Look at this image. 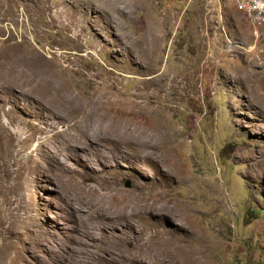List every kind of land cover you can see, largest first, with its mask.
Here are the masks:
<instances>
[{
	"label": "rangeland",
	"instance_id": "obj_1",
	"mask_svg": "<svg viewBox=\"0 0 264 264\" xmlns=\"http://www.w3.org/2000/svg\"><path fill=\"white\" fill-rule=\"evenodd\" d=\"M0 264H264V27L0 0Z\"/></svg>",
	"mask_w": 264,
	"mask_h": 264
},
{
	"label": "built area",
	"instance_id": "obj_2",
	"mask_svg": "<svg viewBox=\"0 0 264 264\" xmlns=\"http://www.w3.org/2000/svg\"><path fill=\"white\" fill-rule=\"evenodd\" d=\"M234 3L253 26L264 27V0H234Z\"/></svg>",
	"mask_w": 264,
	"mask_h": 264
},
{
	"label": "bare ground",
	"instance_id": "obj_3",
	"mask_svg": "<svg viewBox=\"0 0 264 264\" xmlns=\"http://www.w3.org/2000/svg\"><path fill=\"white\" fill-rule=\"evenodd\" d=\"M118 8H119V7H118ZM134 9H136V7H135ZM121 11H122V9H121ZM26 73H27V72H26ZM22 74H23V70L20 71V74H19V75L21 76ZM26 76H27V75H26ZM21 77H22V76H21ZM16 80H17V79H16ZM21 84H23V83H21ZM54 93H56V92H54ZM84 100H85V99H84ZM88 101H89V100H88ZM74 104H75V103H74ZM97 104H98V102H97ZM97 104H96V105H97ZM90 105H91V104H90ZM83 106H84V105H83ZM83 106H82V107H83ZM90 107H91V106H90ZM70 108H71V107H70ZM91 108H93V107H91ZM99 108H100V107H99ZM66 109H67V108H66ZM70 110L73 111V107H72ZM82 110H83V109H82ZM96 110H97V109H96ZM76 111H77V110H76ZM60 112H61V111H60ZM61 113H62V112H61ZM67 113H68V112H67ZM71 113H72V112H71ZM75 113H76V112H75ZM77 113H79V111H78ZM62 114H63V113H62ZM105 117H106V116H105ZM92 119H93V118H92ZM94 119H95V118H94ZM109 119H110V117H109ZM107 120H108V119H107ZM92 123H93V122H92ZM94 123H95V122H94ZM98 123H99V122H98ZM101 123H103V121H101ZM95 124H96V123H95ZM114 125H115V124H114ZM119 125H120V124H119ZM119 125L116 124V127H119ZM82 127H83V123H82V126L79 125V128H80L81 131H82ZM92 127H93V126H92ZM92 127H91V128H92ZM93 129H94V128H93ZM127 129H128V128H127ZM95 130H96V129H95ZM104 130H105V129H104ZM131 130H132V129H131ZM159 130H160V129H159ZM161 130H162V129H161ZM83 131H85V130H83ZM83 131H82V132H83ZM100 131H101V130H100ZM128 131H129V130H128ZM134 131H135V130H134ZM162 131H164V129H163ZM91 132H92V131H91ZM137 132H138V131H137ZM144 132H145V131H144ZM87 133H88V132H87ZM94 133H95V132H94ZM114 133H115V131L113 130L112 133H111V135H109V137H113V136H115ZM147 133H148V132H147ZM159 133H160V132H159ZM159 133H158V134H159ZM162 133H165V132H162ZM162 133H161V134H162ZM142 134H143V133H142ZM145 134H146V133H145ZM145 134H144V135H145ZM134 136H135V134H134ZM142 136H143V135H142ZM161 136H162V135H161ZM135 137H136V136H135ZM137 137H138V136H137ZM137 137H136L137 141H138V139H141V138H137ZM132 138H133V137H132ZM164 138H165V137H164ZM136 139H135V140H136ZM140 141H141V140H140ZM143 145H144V144H143ZM143 156H144V155H143ZM142 205H143V204H142ZM159 209H160V208H159ZM176 209H177V208H176ZM176 209H174L173 204L170 205V204L167 203V204H165V205H162V210H161V211H164V212H165V211H166V212H172V213L177 214L178 211H176ZM171 237H172V236H171ZM161 246H162V245H161ZM163 247H164V246H163ZM167 250H168V249H167ZM165 251H166V249H165ZM169 251H170L171 255H175V254H176L175 251H174V249H172V248H171ZM178 252H179V251H178ZM161 253H162V251H161ZM161 255H164V254H161ZM160 257H161V256H160ZM178 259H179V257H178V255L176 254V255H175V260H178Z\"/></svg>",
	"mask_w": 264,
	"mask_h": 264
}]
</instances>
